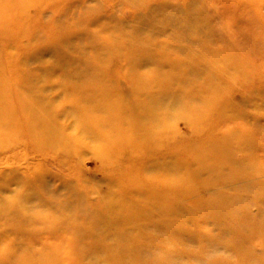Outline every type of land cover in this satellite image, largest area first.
<instances>
[{"label":"rangeland","instance_id":"obj_1","mask_svg":"<svg viewBox=\"0 0 264 264\" xmlns=\"http://www.w3.org/2000/svg\"><path fill=\"white\" fill-rule=\"evenodd\" d=\"M35 1L42 0H30L27 12L31 13L22 17L21 8L10 11L9 6L3 8L0 0L1 71L14 80V70L8 67L10 53L23 56L51 48L56 53L54 58H59L60 50L67 46L91 42L98 44L97 51L103 49L99 44H105L103 50L108 52L110 71L122 72L127 65H122L123 59L140 57L145 63L134 68L136 72L152 71L168 82H178V85H162L159 91L166 89L168 92L164 110L170 120L164 130L171 134L174 150L164 159L178 166L183 164L182 160L192 162L188 159L198 149H209L227 132H233L227 137L236 150L233 154L239 159L238 164L223 163L211 171V177L220 186L218 194H223L232 208L226 218L214 220L211 214L203 216L202 211L182 217L184 222L189 221L188 224L192 217L196 220L189 226V234L184 231L178 235V249L192 251L194 255L186 260L178 259L182 261L178 264H264V0H52L43 12L39 7H32ZM123 35L132 39L138 35L152 49L126 46L120 41ZM36 41L41 44L27 48L29 42ZM162 58L184 59L195 67L194 74H185L186 68L169 72V66L161 64ZM151 78L156 79L154 75ZM120 82L123 87L127 86V80ZM141 86L145 92L146 87ZM138 88L136 86L135 91ZM125 89L123 95H127ZM142 116L148 115L143 112ZM6 143L2 141L1 145ZM1 147L0 159L16 152L4 153ZM247 153L249 157L242 159ZM62 158L65 167H71L70 172L63 173L65 177L80 173L79 180L74 182L76 186H80L81 175L96 170L91 157H83L80 161ZM51 162L19 164V173L15 175L21 180L15 183H25L22 179L33 177L35 170H47L54 175L62 172L61 166L54 162L52 167L48 166ZM15 183L8 184L6 180L0 187L20 191ZM2 188L0 264H117L101 246H92L90 238L79 235L76 230L61 232L58 224H64L62 219L66 217L50 210L37 213L38 202L24 203L10 198ZM180 191L185 196L193 188ZM35 193L36 189L31 186L22 189L21 194ZM204 199L211 206L220 202L214 196ZM94 203L92 198L86 206ZM184 203L190 207L193 202L187 198ZM224 203H219L222 205L217 208H223ZM235 213H239V217ZM25 217H30L31 221ZM39 219H45L46 223ZM191 233L201 236L193 242H180ZM44 245L49 249L45 251ZM96 256H100V262L90 259Z\"/></svg>","mask_w":264,"mask_h":264},{"label":"bare ground","instance_id":"obj_2","mask_svg":"<svg viewBox=\"0 0 264 264\" xmlns=\"http://www.w3.org/2000/svg\"><path fill=\"white\" fill-rule=\"evenodd\" d=\"M2 1L3 8L9 6L10 11L21 8L22 17L31 13L27 12L30 0ZM51 2L35 1L32 7H39L43 12ZM135 27L138 28V24ZM120 41L129 47L152 49L138 35L133 39L123 35ZM29 43L27 48L41 44ZM99 45L104 49L105 44ZM97 46L91 42L70 45L60 50L59 58H54L56 53L51 48L23 56L8 53L7 65L14 70V80L0 67V147L4 141L7 142L1 147L4 153L16 152L0 159V184L6 180L14 184L20 179L15 175L19 173V164L30 161H52L63 170L55 175L47 170H35L33 177L22 179L26 184L15 183L20 191L0 188L10 194V198L24 203L38 202L37 213L50 210L66 217L62 219L64 224H58L61 232L76 230L79 235L90 238L92 246H101L117 264H178L194 255L192 251L178 249V235L184 231L189 234V226L196 220L192 217L190 225L182 217L202 211L203 216L211 214L214 220H219L226 218L232 209L225 196L218 194L220 186L214 182L211 171L223 163L238 164L239 159L233 154L236 150L227 137L233 132L220 135L219 143L210 144L209 149H198L188 159L192 162L182 160L179 166L168 163L164 157L174 152L171 134L164 130L170 120L164 110L168 92L159 91L162 85H178V82H168L152 71L136 72L134 68L145 61L140 57L123 59L122 65H127L122 72L110 71L108 52L97 51ZM114 50L110 51L118 53ZM161 64H167L169 72L186 68L185 74L189 75L195 70L184 59L162 58ZM153 75L155 80L151 78ZM120 81L127 86L123 87ZM141 84L146 87L145 92ZM136 86L138 92L134 89ZM124 88L127 95L122 94ZM131 91L133 94L128 95ZM249 154L241 156L242 159ZM66 157L79 161L91 157L96 170L81 175L80 186H76L74 182L80 177L78 171L66 177L63 174L71 169L60 160ZM52 162L48 166L52 167ZM207 182V186H203ZM31 186L37 193L21 194L22 189ZM189 188L193 191L183 196L180 190ZM205 196H214L222 204L225 202L223 208H217L222 204L216 201L214 206L207 205ZM92 198L95 205L87 207L86 202ZM187 198L193 202L190 207L185 206ZM29 211L31 208L25 214ZM6 216L11 219L10 215ZM26 219L31 221L30 217ZM39 220L46 223L45 219ZM200 236L191 233L180 242H193ZM43 247L49 249L47 245ZM90 259L100 262V256Z\"/></svg>","mask_w":264,"mask_h":264}]
</instances>
